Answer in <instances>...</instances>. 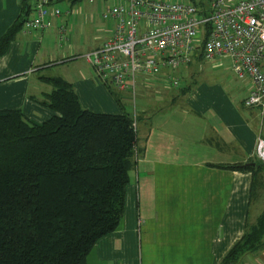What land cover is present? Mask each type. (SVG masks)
<instances>
[{
    "label": "crops",
    "instance_id": "1",
    "mask_svg": "<svg viewBox=\"0 0 264 264\" xmlns=\"http://www.w3.org/2000/svg\"><path fill=\"white\" fill-rule=\"evenodd\" d=\"M109 4L54 0L55 8L68 12L47 18L46 29L16 32L0 56V109L18 108L35 125L49 119L55 112L41 101L52 86L43 77L70 83L82 107L98 114L126 113V102L132 103L137 153L123 214L118 227L92 246L86 264H219L264 210V165L255 178L251 171L230 167L259 160L257 145L264 136L252 123L264 105L242 104L249 79L234 81L232 87L174 88L167 81L172 70L164 69L140 78L133 95L103 82L83 56L110 38L113 21L100 18ZM20 7L21 0H0V34L19 16ZM85 20L95 23L89 46H82L79 32L76 40L65 36L59 41L61 28L83 33ZM222 59L206 60L219 68ZM251 206L257 208L252 215ZM240 264H264V247L246 253Z\"/></svg>",
    "mask_w": 264,
    "mask_h": 264
},
{
    "label": "trees",
    "instance_id": "2",
    "mask_svg": "<svg viewBox=\"0 0 264 264\" xmlns=\"http://www.w3.org/2000/svg\"><path fill=\"white\" fill-rule=\"evenodd\" d=\"M31 7L21 0L19 16L0 34V56ZM43 79L52 86L41 101L55 112L49 119L35 125L18 108L0 109V264H86L95 242L118 227L136 162L131 113L84 109L70 83ZM262 165L230 167L255 178ZM262 247L264 210L219 264H240Z\"/></svg>",
    "mask_w": 264,
    "mask_h": 264
},
{
    "label": "built area",
    "instance_id": "3",
    "mask_svg": "<svg viewBox=\"0 0 264 264\" xmlns=\"http://www.w3.org/2000/svg\"><path fill=\"white\" fill-rule=\"evenodd\" d=\"M53 1H30L33 15L23 21V28L46 29L47 18L68 12L55 8ZM104 1H112L100 16L113 21L111 36L83 56L103 82L133 95L140 78L174 71L196 55L227 57L235 78L251 83L242 104L263 107L264 0H206L203 7L182 0ZM63 30L59 41L65 39ZM167 81L178 85L172 75ZM256 154L264 161V141L259 140Z\"/></svg>",
    "mask_w": 264,
    "mask_h": 264
},
{
    "label": "rangeland",
    "instance_id": "4",
    "mask_svg": "<svg viewBox=\"0 0 264 264\" xmlns=\"http://www.w3.org/2000/svg\"><path fill=\"white\" fill-rule=\"evenodd\" d=\"M170 2H173V0H169ZM183 2H190V3H195L198 4V2H203L206 3V0H182ZM85 5L86 2H84ZM83 3V4H84ZM109 3H112V1H109ZM85 5H81L84 6ZM89 5V4H88ZM60 7L63 6L59 5ZM100 11V9H99ZM30 16L32 17V13H30ZM86 21V20H85ZM84 32L82 33L81 31L77 30V32L75 30H73V32L69 33V31H65L64 34L65 36H67L68 38L72 36V40L78 35L80 36L79 33H81V44L82 46H85L86 44L89 46V42H91L90 40V34L93 32L94 30V25L92 23H89L86 21V23L84 24ZM110 27V26H108ZM66 29V28H65ZM26 30V29H25ZM76 32V33H75ZM79 32V33H78ZM90 32V33H89ZM48 32H45L44 35H47ZM77 34V35H76ZM104 34L100 33V36L102 38ZM88 36V37H86ZM86 37V38H85ZM76 40V39H74ZM102 41V40H101ZM72 42V41H71ZM84 44V45H83ZM222 65L219 68H212L209 66V62L206 59H200V61H197L196 59H193L192 63L189 64L188 66H184V65H180L175 72L171 71L172 77H174L175 79H177L178 81V85L177 87H187L190 86L192 89H195L196 87H200L202 84L205 86H214L216 85H221V86H225V87H232L234 86L236 81L238 84L239 82H241V79H236L235 78V74L232 72L231 68H229V60L226 58L222 59ZM232 94H236V93H232ZM128 96V95H127ZM128 99V101L131 99L130 96L125 97ZM118 99V98H117ZM120 101V99H119ZM125 103V102H124ZM132 104V103H131ZM130 104V102H126V111L133 113V108L132 105ZM245 110V112L247 113V111H249V108L244 107L243 108ZM261 112V110H260ZM258 113L256 116L255 121L253 120L252 126H256V129L260 130L263 133L264 136V112ZM249 118L252 120V117L249 116ZM255 209L257 210V208H253L251 206V213L250 215H252L253 213L255 214Z\"/></svg>",
    "mask_w": 264,
    "mask_h": 264
},
{
    "label": "water",
    "instance_id": "5",
    "mask_svg": "<svg viewBox=\"0 0 264 264\" xmlns=\"http://www.w3.org/2000/svg\"><path fill=\"white\" fill-rule=\"evenodd\" d=\"M246 166H251L253 167L254 166V162H246V163H243V165H241V167H246Z\"/></svg>",
    "mask_w": 264,
    "mask_h": 264
}]
</instances>
